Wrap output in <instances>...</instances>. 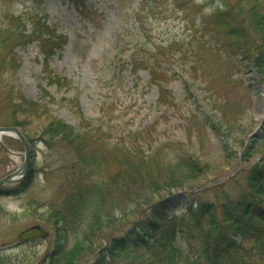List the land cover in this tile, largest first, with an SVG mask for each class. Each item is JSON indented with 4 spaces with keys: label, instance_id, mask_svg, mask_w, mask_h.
<instances>
[{
    "label": "rangeland",
    "instance_id": "1",
    "mask_svg": "<svg viewBox=\"0 0 264 264\" xmlns=\"http://www.w3.org/2000/svg\"><path fill=\"white\" fill-rule=\"evenodd\" d=\"M219 1L241 39L219 27L213 16L219 3L210 0H0V57L16 56V88L41 104L35 113L27 108L16 112L9 87L0 83V126H20L33 141L36 158L28 187L0 195V247L7 248L0 249V264H49L45 259L61 237L59 213L64 210L70 220L66 252L78 255L75 264H139L140 252L118 248L116 239L139 230L146 241L155 225L165 223L157 216L163 211L167 220L177 216V245L184 255L192 260L186 252L191 242L199 264H206L203 252L214 241L210 228L198 225L200 205H230L264 185V72L256 52L263 31L254 13L264 14V0ZM36 24L67 39L63 50L54 44L48 62L35 39ZM128 41L121 55L120 45ZM139 41L148 47L134 49ZM47 46L50 50L52 43ZM157 52L163 56L156 60ZM10 62L0 79L8 76ZM153 70L159 85L151 84ZM105 113L111 124L101 132L99 152L117 143L119 150L142 146L143 172L154 180L153 188L136 195L145 198L136 206L125 195L119 209H110L114 186L130 183L121 175L113 181L112 160L100 173L111 178L107 197L102 202L90 194L85 201L78 188L83 173L75 160L78 146L68 147L58 133L43 136L54 127L60 131L58 121L75 126ZM0 140L3 178L24 162L9 149H26L17 137ZM191 157L199 165L198 175L185 178L177 167ZM192 207L197 209L190 218ZM34 225H43L49 238L19 246L20 232Z\"/></svg>",
    "mask_w": 264,
    "mask_h": 264
},
{
    "label": "trees",
    "instance_id": "2",
    "mask_svg": "<svg viewBox=\"0 0 264 264\" xmlns=\"http://www.w3.org/2000/svg\"><path fill=\"white\" fill-rule=\"evenodd\" d=\"M126 1L127 0H123L124 4ZM210 1H216L218 3L220 2L219 0ZM127 4L131 6V2H127ZM214 7L216 12L213 16L214 18L218 19L217 24L219 27L223 28L224 31L226 30L225 32L228 37L232 39H241L239 32H236L232 26V23L228 21L227 13L222 11L223 5L219 3ZM254 13H256L260 31H263L261 34L263 44L257 47L256 52L258 53V66L259 68H262V71L264 72V14L260 11H257L256 9L254 10ZM36 27L39 28L37 24ZM46 33H50L51 37L44 38ZM34 34H37L35 39L40 43V51H42L43 55H45L44 61L46 62H48V60L54 56V44H61V47L55 48L57 50H63L65 44L67 43L66 38L57 39V36L55 35L56 33L54 31L52 32L51 30L45 31L43 29L42 31L41 28H39L34 32ZM141 42L142 41H139L138 43L134 44V49H138L140 45L148 47L146 43L141 44ZM51 43L52 46L50 50H48L47 44L51 45ZM129 43H132V41H128V43H122L120 45L119 52L121 55H123L128 50L129 47L127 46ZM157 46L158 50L161 48L163 50L161 45ZM4 49L5 48L2 50L4 51ZM11 52L12 51H9L10 55ZM14 54L16 55V53ZM163 54L161 55L163 56ZM159 55V53L154 54L153 57L157 60ZM15 57L16 56H11L4 59L0 57V71H2V68L8 64V61H11V66H9V70H7L8 76L6 75V78L0 79V83L9 87L8 93L11 97L16 95L14 99L8 95L9 99H11L15 105L14 110L16 112L19 113L20 111L27 108L28 110H31L33 113H35L37 109H40L41 104L39 105L36 101H29L20 93L19 87L16 88L17 84L15 80V72H17L16 70L18 69V64L15 62ZM140 60H136V68L134 65V71L136 72L139 70L137 63ZM12 67H15L14 70ZM124 69L128 70V68ZM151 79V84L155 83L159 85V82H162L159 78H157V74L154 70L152 71ZM106 116L107 114L105 113L102 117H100V119L91 120L89 118L86 121L82 120L75 126L67 124L63 121H58L57 128H61L59 129L60 131L57 132V130H54V127L47 130L43 136H45L46 140L49 136H54L56 138L58 136L56 133H58L66 137L67 142H64L68 147L69 145L78 146V149L74 153L77 156L75 160L77 161L78 167L81 166L80 172H83L79 177V181H82V185L78 188L80 192L83 190L81 195H83L85 201H88L91 198H100L103 202V199L107 197L106 193H109V180L111 178L109 177V180H107L104 176H101L100 173L102 172V168L105 166V161L112 160V162L110 161L112 163L111 169H114L115 171V177L113 178V181H116V177L121 175V179L126 177L130 180V183L128 184V187H125L123 183L118 181V184L114 186V193H111V197H113L115 205L111 206L110 209H119L121 197H125V195L128 196L127 200L133 201V205L136 206L139 200L142 201V199H145L140 196L137 197L136 195H141L138 193L146 191V189L153 188V185L151 184L154 180L149 178L147 173L144 174L143 172L145 160L141 158L143 157V154L140 150V147L142 148V146L139 145L140 147L138 150H136L137 147H133L134 145H131L133 149H128V146H123L122 149L119 150L116 148L120 143H117L114 148H112V150H108L105 153L103 151L99 152V148L101 147V138L104 137L101 132L108 131V124H111V119H107ZM129 134H133V132H130ZM112 136L114 135L108 136L107 139H111ZM119 152H121V155L118 154ZM191 158L182 161V163L177 167L184 175H186L185 178L198 175L197 172L199 170V165L193 159V157ZM123 162L127 165H122ZM180 167H186L188 170L186 171ZM124 168H126L125 173L122 172ZM90 194H92L91 198H89ZM263 202L264 185L256 192H248L243 194L240 199L233 201L230 205L224 204L219 206L216 203L204 205L201 203L202 205H200L197 212L199 217L202 219H200V223L198 225L200 228L201 226L207 225L208 228H210V231L208 232L210 235L209 239L214 241L212 249L208 248L203 252L206 264H264ZM165 204L167 203H164L163 206H167ZM105 206L107 207V204H105ZM196 209L197 208L194 207L189 209L188 215H190V218H193V213L196 211ZM66 212L67 211L64 210L59 213V215L62 214V219H59L63 221L62 229L60 228L59 230V235L62 238L60 237L61 240H59V242L61 245L57 249V254L54 258L53 264H75L77 260L78 255L75 252H66L67 244L70 243L67 226L70 220L64 216ZM165 213L166 212L163 211V214ZM163 214H158L157 216L158 219L161 218V221L165 223H163V225H155L154 228L151 229L152 235H149L146 241L141 238L139 230H134L132 232L130 231L128 234H126V236L116 239L118 242V248L121 247L122 250H127L128 248L130 251L135 253L140 252L139 257L142 261L139 264H199L200 258H195L197 251L191 242H188V248L186 249V252L192 260H189L184 255L181 247H178L179 245H177L178 237L176 236V232L179 230L178 223L176 222L177 216L172 215V217L168 218L167 220V218L162 216ZM71 236L72 238L74 237L75 241L78 240V237L74 234ZM236 239H239L240 241ZM249 242L253 243L255 246L251 247L246 245V243Z\"/></svg>",
    "mask_w": 264,
    "mask_h": 264
},
{
    "label": "water",
    "instance_id": "3",
    "mask_svg": "<svg viewBox=\"0 0 264 264\" xmlns=\"http://www.w3.org/2000/svg\"><path fill=\"white\" fill-rule=\"evenodd\" d=\"M17 135L20 137L24 147L26 148V153L22 155L25 158L24 163L21 165V167L13 173H10L6 175V177H3L0 179V188L6 186L7 184H17L18 182L23 181V179L28 175V172H30V166L32 164V147L28 143V141L25 139V137L22 134V131L19 127H13V126H0V135L5 136H13ZM49 236V233L43 229L41 226H32L27 230H24L20 233L18 236L19 241L25 242V241H30L31 239L34 238H46ZM4 248V247H3Z\"/></svg>",
    "mask_w": 264,
    "mask_h": 264
}]
</instances>
